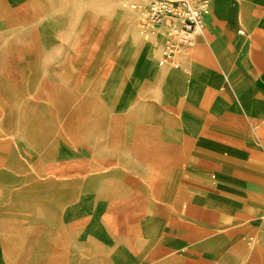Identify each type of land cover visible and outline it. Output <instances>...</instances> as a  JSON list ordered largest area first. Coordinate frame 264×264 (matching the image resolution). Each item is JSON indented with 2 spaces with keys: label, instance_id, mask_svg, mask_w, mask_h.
<instances>
[{
  "label": "rangeland",
  "instance_id": "rangeland-1",
  "mask_svg": "<svg viewBox=\"0 0 264 264\" xmlns=\"http://www.w3.org/2000/svg\"><path fill=\"white\" fill-rule=\"evenodd\" d=\"M32 2L0 0V100L8 104L0 117V168L16 182L13 190L0 192V264H56L60 261L69 264H140L138 255L143 247L131 245L125 234L118 232L113 224L116 214L112 209L130 210L138 188L150 190L153 174L150 166L136 159L126 135L120 144L109 126L112 118L121 114L126 126L143 130L145 114L142 109L135 108L137 103L161 105L166 108L161 111L165 113L174 111L171 106L180 104L183 96L175 95V84H162L158 91L148 84V76L154 72L155 64H151V56L146 51L131 43L125 44L124 34L129 33L130 27L128 18L119 22L117 30L110 34L108 43L112 40L111 46L110 43L105 46L99 41L104 26L102 13L93 16L84 4L63 6L59 1L46 0L48 5L43 12L29 16L25 12ZM230 2L235 4L233 11L229 8ZM248 2L251 10L256 12L254 32L264 35V0ZM257 3L263 6L261 16L257 14ZM210 6V17H207L204 29L207 39L203 37L200 43L204 45L205 55L200 61L191 58L186 62V71L181 68L180 71L185 75L186 88L195 90L193 97L201 96L218 104V95H225L223 90H226L230 103L218 107L224 106V110L229 109V104L240 107L239 100L244 104L250 118L226 111L222 116L229 115V119L221 118L224 122L218 128L231 140L227 145V160L242 163L235 171L248 179L260 180L256 187L264 190V172L254 170L249 163V148H260L264 152V129L259 128L264 122V107L249 103L255 95L253 101L264 100V59L254 46L246 51L238 48L232 55H227V50L219 44L226 38L235 37L231 25L242 26L238 17L240 0H210ZM122 9L126 15L135 17L134 27L139 33L136 13L123 4ZM106 16L105 22L111 18L110 14ZM242 27H238L237 32ZM228 56H231L230 64L239 69L233 77L235 82L230 80L223 67ZM215 69L221 71L229 83L222 77L223 90L210 98L207 80ZM259 71L263 73L258 75ZM82 80L88 83L85 88ZM33 100L42 104L38 108V128L49 129L56 120L68 125L82 121L80 138L73 141L71 134L64 130L38 143L30 125L20 128L15 110L18 104ZM110 105L112 109L104 118L105 128L99 130L95 123L97 109L99 106L108 109ZM239 109L242 113L243 109ZM198 110L206 116L211 114L212 108L198 107ZM257 125L255 129L253 126ZM183 126L185 133L191 137L196 135L193 123L186 121ZM251 130H257L260 138ZM182 136L181 131L176 133L175 139L164 136L161 145L168 148L182 146ZM187 167L200 176H206L209 170V180L219 189L246 195L250 188L248 180L238 186L230 183L229 177L225 179L214 170H205L203 165L188 162ZM209 180L208 185H212ZM223 199L210 193L205 199L206 222L209 224L216 222L219 211L232 209L227 198ZM74 206L88 207V211L73 224L65 222L66 211ZM157 211L153 210L154 215H158ZM24 229L29 233L21 244ZM185 229L186 241L201 238L191 236L190 229ZM251 237L260 240L256 234ZM19 245L18 255L9 257L8 249L17 250ZM232 245L233 240L219 241L203 258L214 263Z\"/></svg>",
  "mask_w": 264,
  "mask_h": 264
},
{
  "label": "bare ground",
  "instance_id": "bare-ground-1",
  "mask_svg": "<svg viewBox=\"0 0 264 264\" xmlns=\"http://www.w3.org/2000/svg\"><path fill=\"white\" fill-rule=\"evenodd\" d=\"M55 1L61 2L63 6H68L70 3L76 4L77 6H83L84 4L86 8L88 7V9H90V12L93 14V16H98L100 13H102L104 17H101V20L104 19V26L101 30L102 34H100L101 36L99 38V41H102L105 46L109 41L108 38L110 34L113 35L117 30L119 22H123L125 18H128L130 27L129 33L124 34L125 44L131 43L135 46V48L146 51V53L151 56V64H155L154 72L150 76H148V84L154 85V89L157 91L159 89L161 90L160 86L162 84H175V95L182 94L184 99L180 104L176 102V106H171L174 111H177H171L174 112V114L169 112L170 110L168 112L162 113V109L165 110L166 108H163V106L161 105H141L137 103L135 108L142 109L145 114L143 127L145 129L143 130L139 128L138 131L135 127L126 126L124 123L125 120L123 119V116L121 114L116 115V117L112 118V122L109 127L111 128L114 137L117 139L116 141L122 144L123 141L121 139L125 134L126 140L128 142H131L133 145V151L136 159L150 165L151 172L153 174L150 190L147 191L144 188H138V194L134 201V206H132V209L130 211H115L118 215L113 224L116 226L119 233L125 234V236L130 238L133 237L134 234L140 233L142 220L147 209H151L152 211L157 209L158 214L164 210L168 213L173 210L180 212L182 207L186 205L188 217L192 219H204L205 222L208 221V212L204 206V202L208 197V194H198L196 196H193L190 191L187 190V187L181 183L183 167H187L188 162L207 166L208 169L214 170L218 174L223 175L225 179L229 177L228 180L230 181V183L241 186L244 185V180H248V182L250 183V188H257L256 186H258L260 180L248 179L243 174L235 171L239 166L242 165V163L237 161L230 162L227 160V156L229 154V152H227V145L230 144L231 140L229 136L224 133L225 131H221L218 127H220V124L222 125V123L224 122L221 120V118L228 120L229 115L222 116V114L220 113V107H218L220 103L213 104V102L208 98H204L201 96L193 97L195 90H188L186 88V82L184 79L185 75L181 73L180 68H162V60H160V57L163 53L164 47L169 41V32L167 31V29H160L153 37L143 38L135 30V17L133 15H126L125 11H123L122 9V4L126 5V2L128 1L136 2L141 8H144L146 3H148V0ZM240 4L241 8L238 17L240 23L246 30V36L245 41L239 47V49L246 51L251 46H254V48H258L260 51H262L264 50V35H260L259 33L254 32L256 25V17H254V15L256 16V12H253L251 10L248 0H240ZM47 5L48 3L46 2V0H33L25 14H28L29 16L39 14L47 8ZM210 7L211 6L209 0V7L205 17V23L207 17L209 16ZM106 14L111 15L110 20L107 22H105L107 20ZM217 14L218 13H216V15ZM115 15L116 17L118 15V17L115 18ZM136 15L138 17L137 13ZM228 33H232L231 30H228ZM191 37L193 39V46L181 49L177 56V59L181 64V69L183 71H186V68L188 67L186 62H189L191 58L193 60L200 61L205 55V53L203 52L204 45L202 43V46L200 43L203 41V37L207 39L206 33L204 31L197 32L194 33ZM232 53L234 52H226L227 55H232ZM188 55H190L189 58ZM228 57V59L226 58L228 63L226 61L223 67L228 72L230 80L232 82H235L233 77L238 74L239 69L234 68L231 65V56ZM82 84L85 88L88 83L82 80ZM237 91L240 93L241 89L238 88ZM5 105L7 106L8 104H6L4 100H0V117L3 113H5ZM40 106H42L41 102L33 100L22 102L18 104L17 107H15V110L17 112L16 116L18 125L20 126V128H27V126L30 125L29 128L31 132L36 136L38 143H43L47 139H49L52 134L58 135V132L64 130H66L68 134H71V136L73 137V141H75L76 137L77 140L78 137L80 138L81 128L83 126L82 121H77L68 125L67 123L61 124L63 122H59L58 120H56V122L52 123L49 129L40 127L38 128L39 122H37V119L38 108ZM197 106L202 109L211 107V114L203 116L199 112ZM111 109V105L108 109H104L102 106L98 107L97 117L95 121L97 129L102 130L103 128H105L104 118L108 116ZM181 117L182 120L180 119ZM186 121L195 125V128L197 129L195 136L191 137L182 130L184 127L183 122ZM141 131H147V133L143 134V132ZM179 131L183 133V136L181 137L183 144L182 146L179 145L175 148H173V146L168 148L161 145V142L164 141V136L166 137L167 135H169L170 138L174 136L173 139H175L176 133H178ZM146 136L149 140L146 139ZM73 146L75 147V145ZM111 166H113V164ZM230 167L233 168L230 169ZM251 167L253 166L251 165ZM87 183H89V181ZM131 184L136 187V184L133 181H131ZM15 185L16 182L13 180V177L0 168V192L13 190ZM223 200H226V198H224ZM226 201L229 202L228 199ZM87 211L88 207L74 206L66 211L64 221L73 224L77 218H80L84 214V212L87 213ZM178 225L190 229L191 236L203 237L206 235L205 231L200 230L196 225L189 222H181ZM28 233V230H22L21 244H23V242L27 239ZM252 239H254L255 242L250 248H247L248 251L245 257H243L245 250H235L232 245L228 247L224 252H222L214 263H211L207 258H199L200 262L198 264H236L232 258L227 257L228 253L233 256L240 254L241 258H243V264H264V245L260 242L259 239H257V237H252ZM234 243L235 242L233 241V244ZM20 248L21 245L17 247V250L9 248V257L17 256ZM180 255L182 256L183 254L181 253ZM224 259L226 260L224 261ZM56 264H69V262L60 261Z\"/></svg>",
  "mask_w": 264,
  "mask_h": 264
},
{
  "label": "crops",
  "instance_id": "crops-1",
  "mask_svg": "<svg viewBox=\"0 0 264 264\" xmlns=\"http://www.w3.org/2000/svg\"><path fill=\"white\" fill-rule=\"evenodd\" d=\"M147 4L148 3H146V5ZM131 5L139 6V4L136 2H129L125 5V7L138 14V31L140 36L143 37L139 28L140 13L139 11L133 10ZM257 7V14L258 16H261L263 14V6L261 3H257ZM229 8L233 11L235 9V4L230 2ZM209 17L210 16H208V18ZM221 24H223V21H221ZM231 26H234L235 37H233V39L226 38L225 40L219 42L220 46L225 48L229 53L238 50L246 36V30L241 25L234 23ZM238 27H242L243 29L237 32ZM241 31L244 32V35L240 34ZM230 47H234V49L231 50ZM259 54L264 59V50H262ZM160 59L162 60V54ZM164 67H168L165 69H169L173 66L162 65V68ZM179 68H181L180 63ZM262 73V71H259L258 75ZM222 77H224V75L218 69L211 72V75L207 80V84L210 86V91L207 94L208 97L211 98V96H217L219 94V90H223L221 89L223 82ZM224 79L226 80L225 77ZM223 91L225 95H218L217 103L224 104L225 106L228 102L230 103L231 99L228 92L226 90ZM255 96H253V99L249 103L255 106L264 107V100L259 102L253 101ZM262 97L264 98V96ZM239 103L240 107H234L229 104V109L226 108L225 110L223 109V106L220 108V113L222 114L226 111H235L242 116L246 115L250 118L244 104L240 102V100ZM239 108L243 109L242 113ZM253 127L256 129L258 125ZM259 128L264 129V122L259 125ZM251 131L252 134H258L257 130L254 132L253 130ZM258 137L260 138V135ZM249 151L251 153L249 163L253 166L252 168L254 170H258L259 172H264V152L262 149L253 147L249 148ZM139 162L143 165L150 166L145 162ZM204 168L205 170L208 169L207 166H204ZM209 175V170H207L206 176H200L193 169L183 167L181 183L187 187V190L190 191L193 196L198 194L207 195L210 193L221 198H227L232 209L219 211L216 214V222L214 224H209L208 222H205L204 219H192L188 217L186 205L182 207L180 212L175 210L169 213L161 211L158 215H154L151 209H147L142 220L140 233L134 234L131 238L126 236L131 245L138 246L141 244V247H143L141 254L138 255L140 264H198L200 262L199 258H203L208 255V249L219 241L226 240H233L235 242L233 244L235 250H245L243 255V257H245L248 251L247 248H250L255 242L251 237L253 234H256L260 238V242L264 245V190L249 188L246 191V195L232 193L230 191L219 189L216 184L209 180ZM184 180L186 182H184ZM207 180H209L212 185H208ZM131 209L132 207L130 210ZM116 210L120 209L113 208L112 213L116 214L117 217L118 214L115 212ZM181 222H189L196 225L200 230L205 231L206 235L192 242L186 241V229L178 225ZM181 253L183 254L182 256L180 255ZM199 255H201V257ZM227 255V257L232 258L236 264H243V258H241L240 254L233 256L228 253ZM225 260L226 259H224V261Z\"/></svg>",
  "mask_w": 264,
  "mask_h": 264
},
{
  "label": "built area",
  "instance_id": "built-area-1",
  "mask_svg": "<svg viewBox=\"0 0 264 264\" xmlns=\"http://www.w3.org/2000/svg\"><path fill=\"white\" fill-rule=\"evenodd\" d=\"M209 0H148L145 8L131 5L140 13V31L148 38L160 29H167L169 41L163 49L161 64L179 68L181 49L192 47V35L205 29ZM244 35V32H240Z\"/></svg>",
  "mask_w": 264,
  "mask_h": 264
}]
</instances>
